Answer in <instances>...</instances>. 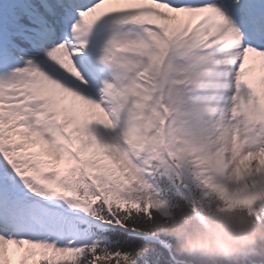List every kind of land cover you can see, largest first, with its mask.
Instances as JSON below:
<instances>
[{
  "label": "snow or ice",
  "instance_id": "1",
  "mask_svg": "<svg viewBox=\"0 0 264 264\" xmlns=\"http://www.w3.org/2000/svg\"><path fill=\"white\" fill-rule=\"evenodd\" d=\"M206 205L264 220V0H0V264H191Z\"/></svg>",
  "mask_w": 264,
  "mask_h": 264
},
{
  "label": "clouds",
  "instance_id": "2",
  "mask_svg": "<svg viewBox=\"0 0 264 264\" xmlns=\"http://www.w3.org/2000/svg\"><path fill=\"white\" fill-rule=\"evenodd\" d=\"M167 236L173 251L199 264H256L264 260V220L246 210H218L206 205L200 212L177 211L151 222Z\"/></svg>",
  "mask_w": 264,
  "mask_h": 264
},
{
  "label": "trees",
  "instance_id": "3",
  "mask_svg": "<svg viewBox=\"0 0 264 264\" xmlns=\"http://www.w3.org/2000/svg\"><path fill=\"white\" fill-rule=\"evenodd\" d=\"M160 186H162L163 188H169V185L166 181L161 182ZM165 194L170 195L171 190H169V192H167ZM109 235H113L114 239L119 238L120 243L118 246L121 248H124L125 250H127L128 248L136 247V246L146 245V246H148V249H149L147 258L150 261L156 260L157 253H162L161 264H165V262L167 261L168 252L165 251L164 248H162L158 243H154L155 238L143 237V236L138 235V234L121 232V231H117L113 234L109 233ZM164 239L169 240L168 237H164ZM152 248H155L156 251H152L151 250ZM180 259L190 260V258L185 257V256H181ZM254 260L256 261V264H264V260H262L259 257L254 258ZM136 264H143V261L138 260L136 262ZM191 264H199V262L198 261H191ZM246 264H248V262H246Z\"/></svg>",
  "mask_w": 264,
  "mask_h": 264
},
{
  "label": "bare ground",
  "instance_id": "4",
  "mask_svg": "<svg viewBox=\"0 0 264 264\" xmlns=\"http://www.w3.org/2000/svg\"><path fill=\"white\" fill-rule=\"evenodd\" d=\"M90 131H92L93 134L97 135V138L101 140V142H104L108 139L109 135H112V133L104 130L103 126L97 124L90 125Z\"/></svg>",
  "mask_w": 264,
  "mask_h": 264
}]
</instances>
